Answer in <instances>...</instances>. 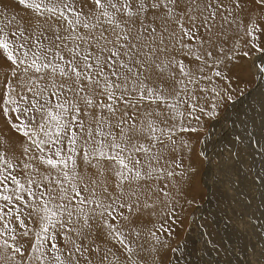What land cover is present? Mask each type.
Instances as JSON below:
<instances>
[{
	"label": "snow or ice",
	"instance_id": "6c2138e0",
	"mask_svg": "<svg viewBox=\"0 0 264 264\" xmlns=\"http://www.w3.org/2000/svg\"><path fill=\"white\" fill-rule=\"evenodd\" d=\"M205 166L264 240V0H0V264H221Z\"/></svg>",
	"mask_w": 264,
	"mask_h": 264
},
{
	"label": "rangeland",
	"instance_id": "374dc122",
	"mask_svg": "<svg viewBox=\"0 0 264 264\" xmlns=\"http://www.w3.org/2000/svg\"><path fill=\"white\" fill-rule=\"evenodd\" d=\"M202 182L198 184L201 193L207 192V199L197 197L196 202L192 206L194 215L189 216L186 223L195 227L196 223L207 222L210 227L203 229L205 233L210 232L211 236H205L204 239L209 240V247L215 245L212 241L219 242L223 239L225 246L229 249L228 253H224L220 249V256L213 252L207 259H220L221 264L225 260H231V264H264V254L261 250L264 249V240L257 241L256 237L237 232L231 225L229 219L233 213L231 211V192H224V189L218 184L213 183L215 169L205 166L203 170ZM201 178L198 177V181ZM195 194V193H193ZM198 209V210H197ZM256 223H264V221H256ZM196 233H193L195 236ZM255 246V247H254Z\"/></svg>",
	"mask_w": 264,
	"mask_h": 264
}]
</instances>
